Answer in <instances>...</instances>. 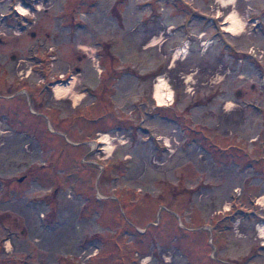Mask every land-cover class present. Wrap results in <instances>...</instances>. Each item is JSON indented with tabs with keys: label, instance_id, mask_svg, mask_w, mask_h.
I'll list each match as a JSON object with an SVG mask.
<instances>
[{
	"label": "rangeland",
	"instance_id": "1",
	"mask_svg": "<svg viewBox=\"0 0 264 264\" xmlns=\"http://www.w3.org/2000/svg\"><path fill=\"white\" fill-rule=\"evenodd\" d=\"M225 2L0 0V264H264V0Z\"/></svg>",
	"mask_w": 264,
	"mask_h": 264
},
{
	"label": "bare ground",
	"instance_id": "2",
	"mask_svg": "<svg viewBox=\"0 0 264 264\" xmlns=\"http://www.w3.org/2000/svg\"><path fill=\"white\" fill-rule=\"evenodd\" d=\"M226 0H218V2L220 4H222V7L226 8L229 5H233L231 2H225ZM19 10H21V12H23L24 10H22V8L19 6L18 8ZM227 20H229L228 25H226V31L227 32H232L235 35H240V32L242 30V23L238 21L237 18L233 17V14L230 13L227 15ZM74 82V78H72V80L70 81V83L68 85L65 84H61V83H57L56 85H54L53 87V92L55 93L56 96H58L56 99H63L66 98L67 96L64 95V93L68 92L69 86H71V84ZM170 92L167 93L165 89H162L160 87V85H158L157 83L154 86V91H153V97L157 100L159 105H164V101H166L168 98H170ZM77 102V100L74 98V103ZM99 141H103V143H105L104 147H107L106 145V136H102V139H100ZM264 197V196H263ZM260 197L259 201L260 202H264V198ZM227 209V208H226ZM259 231L262 232L264 234V228L262 226L259 225ZM10 244V243H9ZM146 258H148V255H143L141 256V259L144 261Z\"/></svg>",
	"mask_w": 264,
	"mask_h": 264
},
{
	"label": "flooded vegetation",
	"instance_id": "3",
	"mask_svg": "<svg viewBox=\"0 0 264 264\" xmlns=\"http://www.w3.org/2000/svg\"><path fill=\"white\" fill-rule=\"evenodd\" d=\"M4 3V2H3ZM8 6H9V2L8 3H6ZM74 71L75 72H77V71H79L78 70V68L76 67V69L74 68ZM22 91H26V89H25V87H22V88H20ZM25 93V92H24ZM41 104V103H40ZM32 115H33V117H41L42 115H43V113H42V111H32ZM28 117V116H27ZM44 117H46V116H44ZM201 149L202 150H205L206 148H204V147H201Z\"/></svg>",
	"mask_w": 264,
	"mask_h": 264
},
{
	"label": "water",
	"instance_id": "4",
	"mask_svg": "<svg viewBox=\"0 0 264 264\" xmlns=\"http://www.w3.org/2000/svg\"><path fill=\"white\" fill-rule=\"evenodd\" d=\"M20 180H22V179H20Z\"/></svg>",
	"mask_w": 264,
	"mask_h": 264
}]
</instances>
